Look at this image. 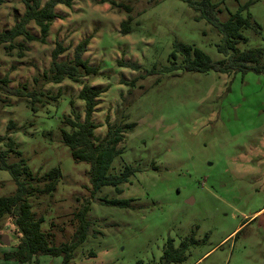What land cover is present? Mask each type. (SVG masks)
Listing matches in <instances>:
<instances>
[{
  "label": "rangeland",
  "instance_id": "374dc122",
  "mask_svg": "<svg viewBox=\"0 0 264 264\" xmlns=\"http://www.w3.org/2000/svg\"><path fill=\"white\" fill-rule=\"evenodd\" d=\"M65 1L55 6L45 42L19 36L12 50L0 45V77L9 76L11 90L37 92L43 100L34 111L29 97L0 92V135L15 139L36 189L49 181L43 177L47 171H61L55 190H37L29 198L51 243L70 242L87 207L89 233L72 264H161L170 239L175 248H185L184 259L170 264H264V73L162 70L172 65L176 42L199 47L213 60L226 57L217 47L222 34L186 0H116L123 6ZM211 1L218 19L226 21L249 0ZM124 5L131 7L134 26L128 34L121 32L129 16ZM247 11L254 25L243 29L248 41L238 47H264V0L253 1ZM25 12L24 0H5L0 31ZM27 29L41 36L35 21ZM86 38L84 58L98 73L80 82L49 81L57 44L66 48L58 60L71 61ZM183 58L179 53L177 63ZM83 83L105 90L93 116L100 140L111 124L134 125L110 168L116 174L127 165L136 169L121 193L107 185L94 195L90 164L76 161L63 143V130H72L65 118L73 109L84 118L85 102L78 97ZM0 149H6L3 143ZM6 159L13 163L20 156L10 152ZM16 188L11 172L0 168V195ZM103 198L134 200L121 207ZM20 236L11 217L3 221L0 264H63L62 255L39 254L23 263L5 258Z\"/></svg>",
  "mask_w": 264,
  "mask_h": 264
},
{
  "label": "trees",
  "instance_id": "16d2710c",
  "mask_svg": "<svg viewBox=\"0 0 264 264\" xmlns=\"http://www.w3.org/2000/svg\"><path fill=\"white\" fill-rule=\"evenodd\" d=\"M5 0H0V7ZM149 3L156 0H148ZM188 4L195 10L200 12L198 18H205L215 25L222 34V40L217 47L220 52L225 54L222 60H213L201 48L176 42L175 50L171 53L173 63L166 66L162 70L171 71L177 68H184L189 71L207 72L215 70L222 73L250 71L256 73H264V47H249L241 49L238 47L240 42H247L248 37L244 34L243 29L254 25L251 13L246 11L250 4L255 0H249L242 5L236 13H233L226 21H220L217 16V3L211 0H186ZM26 5L25 15L11 29L0 31V45L12 50L15 48V39L23 36L28 41L41 40L46 41V37L50 31L57 14L55 6L58 3L67 2L65 0H24ZM108 2L111 6H123L116 0H102ZM68 3V2H67ZM128 10L129 16L121 22V32L123 34L131 33L134 30L132 25L131 7L124 5ZM35 21L41 31V36L31 34L27 29L30 21ZM90 38H86L78 43L74 51V58L71 61H59L58 57L66 51V48L58 43L53 51V60L50 67V80L55 83L62 82L65 78H69L75 82H80L82 77L94 75L98 73V68L89 63L84 58V53L88 50ZM23 48V43H18ZM179 53L183 55L182 63L178 64L177 59ZM122 65H129L138 69L139 65L134 62H123ZM10 78L8 75L0 77V92L10 93L17 96L29 97L32 104L31 107L37 111V102H43L37 92H25L23 89L11 90L9 88ZM105 90L83 83V87L79 91L78 97L85 102V113L83 120L81 115L72 110L71 116L65 118V122L72 127L71 131L63 130L62 140L65 145L71 149L72 157L76 161H85L90 164L88 170L89 181L92 185V193L95 195L102 186H114L118 193L123 190L121 184L128 183L131 176L135 172L133 166L127 165L120 173H111L110 168L115 157L121 153L122 148L119 147L125 139L126 133L134 126L132 123L123 125L120 122L111 124L103 139H99L95 135V130L99 126L93 116L96 107L99 104V97ZM15 122L12 120L8 124V130L13 131ZM4 144L6 149H0V168L11 172L16 183V191L10 195H0V228L8 217L13 219L18 233L21 234L16 250L5 253V258H13L20 262H30L36 255L48 254L52 256H63V264H72V259L77 247L86 240L91 223L87 220L86 214L88 208L85 207L80 213V224L70 242L62 244H52L49 234L42 230L43 217H36L33 211L30 197L34 195V191L52 192L56 189L57 182L61 176L59 168H53L47 171L43 177L49 180L43 189L35 188L28 179H34L33 170L27 165L26 158L22 157V153L17 148L15 139L9 135H0V144ZM12 152L20 156L17 162L9 163L7 155ZM27 179H22V178ZM103 201L109 205L127 207L131 205L133 198L128 199H108ZM52 242V243H51ZM168 247L164 252L161 264H170L172 262H180L184 259L185 248H175L173 240H169Z\"/></svg>",
  "mask_w": 264,
  "mask_h": 264
},
{
  "label": "water",
  "instance_id": "95a60500",
  "mask_svg": "<svg viewBox=\"0 0 264 264\" xmlns=\"http://www.w3.org/2000/svg\"><path fill=\"white\" fill-rule=\"evenodd\" d=\"M189 202H191V201H189ZM2 241H3L5 244H9L8 236H7V235H4V236L2 237Z\"/></svg>",
  "mask_w": 264,
  "mask_h": 264
}]
</instances>
